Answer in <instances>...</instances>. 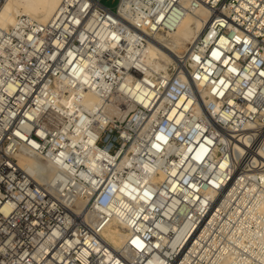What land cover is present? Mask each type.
I'll list each match as a JSON object with an SVG mask.
<instances>
[{"label": "built area", "instance_id": "2783aa9c", "mask_svg": "<svg viewBox=\"0 0 264 264\" xmlns=\"http://www.w3.org/2000/svg\"><path fill=\"white\" fill-rule=\"evenodd\" d=\"M200 6L185 62L127 64ZM0 264H264V0H61L0 27Z\"/></svg>", "mask_w": 264, "mask_h": 264}, {"label": "bare ground", "instance_id": "6f19581e", "mask_svg": "<svg viewBox=\"0 0 264 264\" xmlns=\"http://www.w3.org/2000/svg\"><path fill=\"white\" fill-rule=\"evenodd\" d=\"M60 3L61 0H6L0 9V27L9 29L15 26L20 16L28 17L42 24H48L55 17ZM209 22L210 13L203 6L186 12L172 31L159 33L155 37L149 38L145 51H129L127 64L137 63L145 67L147 70L146 75H150L152 72L168 73L170 64L176 65L185 62L190 46L203 33ZM183 50L185 51L184 56L181 55ZM136 54H139L140 57H136ZM160 60L165 62L166 65L169 64V66H163ZM203 95L207 99V94L204 93ZM71 102L65 101L64 106L72 109L73 104ZM84 103L88 107L94 108L100 101L93 93H86L84 94ZM131 109L133 107H129L127 113ZM21 163L26 167L41 165L47 179H51L57 170L55 166H49L45 162L38 163L34 160L25 159ZM104 234L110 242L115 243L117 246H120L126 238L125 231L119 228H108Z\"/></svg>", "mask_w": 264, "mask_h": 264}, {"label": "rangeland", "instance_id": "374dc122", "mask_svg": "<svg viewBox=\"0 0 264 264\" xmlns=\"http://www.w3.org/2000/svg\"><path fill=\"white\" fill-rule=\"evenodd\" d=\"M118 1H119V0H102V3H103V5H105L106 7L110 8V9H112V10H115ZM182 53H183V54H182ZM181 55H182V56L185 55V51H184V50L181 51ZM160 63H161L163 66L166 65V63L163 62V61H161V60H160ZM170 65H174V64H170ZM167 66H169V64L166 65V67H167Z\"/></svg>", "mask_w": 264, "mask_h": 264}]
</instances>
